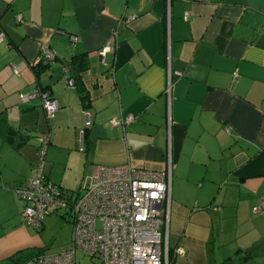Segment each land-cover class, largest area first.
<instances>
[{
  "label": "crops",
  "instance_id": "obj_1",
  "mask_svg": "<svg viewBox=\"0 0 264 264\" xmlns=\"http://www.w3.org/2000/svg\"><path fill=\"white\" fill-rule=\"evenodd\" d=\"M1 35L0 264L42 247L44 221L22 222L15 188L36 174L44 130L43 175L64 190H82L95 165L170 160L169 264H264V212H252L264 199V0H0ZM43 45L55 59L37 73ZM81 54L79 94L67 79ZM168 70L181 73L169 100ZM42 89L50 119L39 97H19ZM120 114L134 121L107 125Z\"/></svg>",
  "mask_w": 264,
  "mask_h": 264
},
{
  "label": "built area",
  "instance_id": "obj_2",
  "mask_svg": "<svg viewBox=\"0 0 264 264\" xmlns=\"http://www.w3.org/2000/svg\"><path fill=\"white\" fill-rule=\"evenodd\" d=\"M133 16H123L118 24L126 26ZM117 31L114 32V37ZM3 36H0L2 40ZM70 42L76 40L69 37ZM114 42H107L96 52L104 55L113 51ZM55 59L46 45L41 46L38 62ZM68 69H64L66 74ZM180 72L168 70L165 94L169 100L173 79ZM67 86L75 87L73 77ZM22 101L39 97L47 119L53 117L58 106L47 91L34 90L19 93ZM134 121L132 115L120 114L108 120L107 125L125 128ZM85 124H89L88 114ZM36 138L38 163L36 174L15 188L22 202V222L34 229L42 226L46 215L59 209L72 214L70 244L58 253H38L22 264H76V252L98 259L97 264H169L168 248L163 239L162 226L167 224L170 200V160L163 170L137 168L131 164L92 168L88 184L76 195L68 192L43 175V165L50 141L49 130L40 131ZM82 148V147H81ZM253 213L264 212V199L252 207ZM176 252L183 254L181 247Z\"/></svg>",
  "mask_w": 264,
  "mask_h": 264
},
{
  "label": "rangeland",
  "instance_id": "obj_3",
  "mask_svg": "<svg viewBox=\"0 0 264 264\" xmlns=\"http://www.w3.org/2000/svg\"><path fill=\"white\" fill-rule=\"evenodd\" d=\"M76 195L81 191L78 186L66 190ZM71 220L72 214L65 209L53 211L51 214L45 216L44 227L39 228L37 231L42 241L40 247L44 253H58L66 249L70 244L71 238ZM98 259L92 258L83 254L81 251L76 252V264H97Z\"/></svg>",
  "mask_w": 264,
  "mask_h": 264
},
{
  "label": "trees",
  "instance_id": "obj_4",
  "mask_svg": "<svg viewBox=\"0 0 264 264\" xmlns=\"http://www.w3.org/2000/svg\"><path fill=\"white\" fill-rule=\"evenodd\" d=\"M49 66V63H42L38 62L36 72L43 71V69L47 68ZM86 61L84 55H75L70 64V70L73 72V78L74 80L80 79V73L85 69ZM45 91L44 89H42ZM52 213V212H51ZM43 225V224H42ZM43 250L41 248H32L31 250H28L27 252H17L12 259L15 261L16 264H22L24 263L29 257L42 253ZM170 254V251L168 252ZM168 263H169V257H168Z\"/></svg>",
  "mask_w": 264,
  "mask_h": 264
},
{
  "label": "water",
  "instance_id": "obj_5",
  "mask_svg": "<svg viewBox=\"0 0 264 264\" xmlns=\"http://www.w3.org/2000/svg\"><path fill=\"white\" fill-rule=\"evenodd\" d=\"M75 87H76L77 92H78L79 94H82V93L85 92V88H84V86H83V84L81 83V80H80L79 78L75 80Z\"/></svg>",
  "mask_w": 264,
  "mask_h": 264
}]
</instances>
